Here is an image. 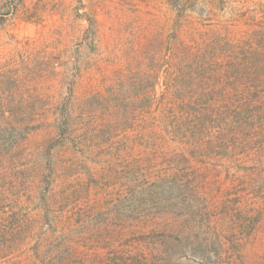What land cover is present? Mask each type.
Instances as JSON below:
<instances>
[{"label": "rangeland", "instance_id": "1", "mask_svg": "<svg viewBox=\"0 0 264 264\" xmlns=\"http://www.w3.org/2000/svg\"><path fill=\"white\" fill-rule=\"evenodd\" d=\"M247 52L264 60V0H0V228L21 198L54 264H264V81L225 84L257 108L225 148L170 127Z\"/></svg>", "mask_w": 264, "mask_h": 264}, {"label": "trees", "instance_id": "2", "mask_svg": "<svg viewBox=\"0 0 264 264\" xmlns=\"http://www.w3.org/2000/svg\"><path fill=\"white\" fill-rule=\"evenodd\" d=\"M248 53L249 52L241 54L244 55L245 61H247V59H250L252 61L250 63L252 66L251 68L247 67L244 64H241L238 61L239 63L237 65L232 66V70H235L234 74L231 70V67H229V72L227 68L226 71L225 69L222 71L223 76H225L224 71L226 72L227 81H224V79H222L221 71L215 72L214 70L212 72V75L221 81L223 87H211L203 90L197 89L191 95L189 94L187 96V102H185L184 107L182 108H186L189 115L191 113L192 114L189 117L186 116L185 119L174 117L170 120L172 122V124H170V127L175 128V131L178 130L177 132H179L180 134V137H177L176 141H182L184 136L189 134V142H191L190 147H193L194 149L200 147L202 141H210L209 145L211 146L212 143L219 142L220 146L225 148L228 144H230V141L233 142L234 140H236L240 130L247 131L246 128L239 126V122H237L236 120L239 118L240 121H249L250 119L247 118L248 113L254 111L257 108L250 105V103H247L249 102L247 98L239 99V97L237 96L239 95V93H230L229 90L231 89V87L230 89L226 88V90L225 84L234 86L233 82H235V78L241 79L242 76L245 79H250V81L254 83L264 81V76H261L262 68L264 67V60H262L260 54L256 53H252L253 56L247 58L246 54ZM250 95L254 96L253 94ZM191 96L193 98L192 100H189ZM213 101L221 102L219 105L215 106V104H213ZM261 113L262 110H260L259 106L258 115ZM16 128L21 134L22 132L20 127L17 126ZM22 131L24 132V130ZM204 134L208 135L207 139L205 140H203ZM28 135L29 133L25 134L24 138L20 137V139L18 140L17 146L20 149V152L22 151L24 141L26 140ZM213 135H216V137L211 140V137ZM153 136L155 135H151V138ZM155 138L159 139L158 136H155ZM215 138L217 139L213 141ZM163 143L165 144L164 141ZM186 144L187 141L183 142V145ZM20 154L23 153L21 152L18 155ZM9 156H13L14 159H16V156L13 154H10ZM40 158L41 157L39 154H32L31 159H26L24 158V156H22V158H17L13 161L16 163L15 166L18 170L21 169V166L22 169L25 170L31 167L29 166L31 160L34 159L39 163ZM49 158H51L50 155ZM185 159L186 156L184 155V160ZM193 168L189 170L190 173L193 171ZM201 174L202 176H204L205 173H201L199 170H196L192 173V176H201ZM15 179H19L20 182L21 180H26L19 175L15 176ZM159 179L160 176H158L157 182L161 183ZM20 187L21 186L19 184L16 193L19 196H21V194L19 193ZM162 187L164 188V190L169 188L172 191V189L179 190L180 185H176L175 187L171 183L165 182ZM142 188L143 185L141 188H132V194L134 196L143 195ZM17 201L18 206L14 214L11 216V220L9 217L8 224L6 226L2 225V227L0 228V264H21L20 260L25 258L24 256H26L27 254L28 255L26 257L28 258L29 263L33 262L35 264H38V261H40L41 264H54L53 262L45 261L46 256L44 245L48 239H45L42 234L37 236L34 245L30 247L31 242L34 241L36 232L34 228L35 216H31L25 212L24 205L21 204V202L23 201L21 198H18ZM161 237L162 239L160 240V242L163 243V245H166V249L171 250L175 248H181L182 240L177 237L176 234L164 232ZM27 249L30 250V253L26 252ZM69 255L70 259L68 261L61 262V264H88L82 257L74 256V254ZM130 257L133 256L127 257L125 254L122 255L119 253L116 254V257L109 259V262H95L94 264H139L140 262L142 264H153L154 260V257H152V255H150L149 257V255H147V253L145 252H142L141 255L136 256L135 259H131Z\"/></svg>", "mask_w": 264, "mask_h": 264}]
</instances>
